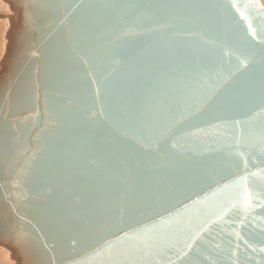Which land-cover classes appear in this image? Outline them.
Here are the masks:
<instances>
[{"label":"water","instance_id":"95a60500","mask_svg":"<svg viewBox=\"0 0 264 264\" xmlns=\"http://www.w3.org/2000/svg\"><path fill=\"white\" fill-rule=\"evenodd\" d=\"M4 2L10 264H258L264 154L247 145L264 131V69L238 72L236 56L260 59L264 16L247 12L253 41L232 0ZM258 170L249 209L234 181Z\"/></svg>","mask_w":264,"mask_h":264},{"label":"snow or ice","instance_id":"6c2138e0","mask_svg":"<svg viewBox=\"0 0 264 264\" xmlns=\"http://www.w3.org/2000/svg\"><path fill=\"white\" fill-rule=\"evenodd\" d=\"M210 7V6H209ZM231 7L236 9L237 12L240 13L241 18H243L248 25V35H250L252 37L253 41L257 40L258 37V32L257 29L253 27L252 23H251V18L249 15H247V12L249 10L253 11L256 13V15L258 16H264V11L261 10L260 6L257 3H253L252 0H249L248 3H246L244 5V11H241L240 7L234 2V0H232L231 2ZM128 34V33H126ZM207 43V41H206ZM259 43L262 45L259 49V56L260 59L259 60H255V56H256V51L255 49L252 51V53H250L248 56L244 57L243 59L240 56H236V60L238 62V67H237V71L239 72L242 69L248 68L250 65L252 64H260L262 69H264V40L259 41ZM226 55H234V53H225ZM233 75H235V73H233ZM262 98H264V87H262ZM262 110H264V108H262ZM232 124H234L236 127H240L243 123L240 120H235L231 122ZM242 134V133H241ZM237 144H240V139H237ZM166 146L162 145L161 146V151H163L165 149ZM171 147L175 148L176 145L173 144ZM247 147L249 148H256L257 151L261 152V154H264V131L260 132L259 134H257L256 138H255V142L248 144ZM236 156H238L241 160H243L244 163V167L247 168L248 167V163H249V158L251 159H255V157H250V154L244 153V152H237ZM260 170H258L257 172H249L244 176H241L238 178V180L234 181V184L237 187H240L243 189L242 191V203L245 205L246 208L251 209L253 201L255 199H257V196L251 192H249L248 190V181L250 177H255L258 175ZM228 187V186H226ZM227 211V210H225ZM223 215V213L221 214ZM239 235V234H237ZM245 243L247 244L248 242L245 241ZM192 245L189 244L188 248L191 249ZM248 247L252 249V251L254 253H264V246H261L259 248L254 247L252 244H248ZM181 256L186 255L185 252H181L180 253ZM253 259H255V257H252ZM258 264H264V257H262L259 261Z\"/></svg>","mask_w":264,"mask_h":264},{"label":"bare ground","instance_id":"6f19581e","mask_svg":"<svg viewBox=\"0 0 264 264\" xmlns=\"http://www.w3.org/2000/svg\"><path fill=\"white\" fill-rule=\"evenodd\" d=\"M260 1L264 3V0H260ZM11 13L12 12L9 10L4 0H0V57L4 50L5 31L8 24L7 18ZM0 264H10L7 258V253L2 248H0Z\"/></svg>","mask_w":264,"mask_h":264},{"label":"rangeland","instance_id":"374dc122","mask_svg":"<svg viewBox=\"0 0 264 264\" xmlns=\"http://www.w3.org/2000/svg\"><path fill=\"white\" fill-rule=\"evenodd\" d=\"M264 4V3H263Z\"/></svg>","mask_w":264,"mask_h":264}]
</instances>
